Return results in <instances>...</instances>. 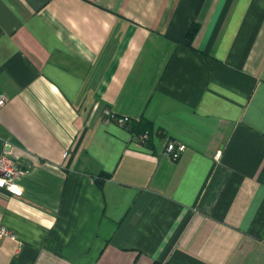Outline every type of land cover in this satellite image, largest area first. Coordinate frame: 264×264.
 Listing matches in <instances>:
<instances>
[{
  "label": "crops",
  "instance_id": "crops-1",
  "mask_svg": "<svg viewBox=\"0 0 264 264\" xmlns=\"http://www.w3.org/2000/svg\"><path fill=\"white\" fill-rule=\"evenodd\" d=\"M0 96V264H264V0H0Z\"/></svg>",
  "mask_w": 264,
  "mask_h": 264
},
{
  "label": "built area",
  "instance_id": "built-area-1",
  "mask_svg": "<svg viewBox=\"0 0 264 264\" xmlns=\"http://www.w3.org/2000/svg\"><path fill=\"white\" fill-rule=\"evenodd\" d=\"M5 97L0 96V110L5 104ZM103 120L105 122H115L118 125H127L131 123V119L127 116H118L109 111L103 110ZM147 132L140 136L141 140L147 139ZM5 149L0 153V188L5 189L11 195L19 196L22 193V188L14 183V179L22 172L17 167L14 158L8 153L9 143H5L3 146ZM184 149L183 145H175L174 143H168L165 149V154L175 159L179 153ZM63 156H67V152L63 153ZM0 237H13L11 231L0 225Z\"/></svg>",
  "mask_w": 264,
  "mask_h": 264
},
{
  "label": "trees",
  "instance_id": "trees-1",
  "mask_svg": "<svg viewBox=\"0 0 264 264\" xmlns=\"http://www.w3.org/2000/svg\"><path fill=\"white\" fill-rule=\"evenodd\" d=\"M193 28H194V26H193ZM192 34H193V33H192V29H190V30H189V33H188L187 36H188L189 38H191V37H192ZM152 264H162V263H159V262H157V261H154Z\"/></svg>",
  "mask_w": 264,
  "mask_h": 264
}]
</instances>
